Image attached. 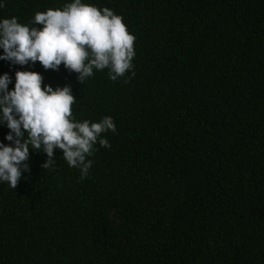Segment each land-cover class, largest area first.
Wrapping results in <instances>:
<instances>
[{"label":"trees","instance_id":"1","mask_svg":"<svg viewBox=\"0 0 264 264\" xmlns=\"http://www.w3.org/2000/svg\"><path fill=\"white\" fill-rule=\"evenodd\" d=\"M70 2L6 0L0 19ZM83 2L136 37L125 77L0 74L70 86L78 121L113 118L111 147L84 179L60 150L53 171L30 151L15 189L0 183V264H264V0Z\"/></svg>","mask_w":264,"mask_h":264},{"label":"clouds","instance_id":"2","mask_svg":"<svg viewBox=\"0 0 264 264\" xmlns=\"http://www.w3.org/2000/svg\"><path fill=\"white\" fill-rule=\"evenodd\" d=\"M5 5L0 0V9ZM135 39L113 10L71 0L62 8L36 12L28 23L16 16L0 19V61L29 68L39 62L52 71L63 65L81 84L94 70L108 69L109 79L117 81L133 68ZM75 102L70 86L53 88L36 71L18 70L14 78L0 74V126L9 130L4 140L10 142H0V183L15 189L28 171L30 151L46 154L41 167L53 171L58 149L69 167L80 170L81 179L88 175L93 164L89 157L98 150L97 143L111 147L102 134L114 133L116 125L111 116L78 121L72 111Z\"/></svg>","mask_w":264,"mask_h":264}]
</instances>
